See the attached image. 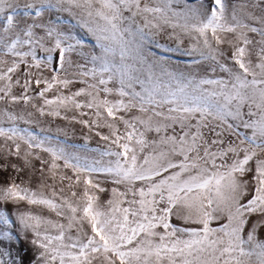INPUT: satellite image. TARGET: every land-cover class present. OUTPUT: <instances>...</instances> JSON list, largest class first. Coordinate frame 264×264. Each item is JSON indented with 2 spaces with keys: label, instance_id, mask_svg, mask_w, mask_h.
Instances as JSON below:
<instances>
[{
  "label": "snow or ice",
  "instance_id": "snow-or-ice-1",
  "mask_svg": "<svg viewBox=\"0 0 264 264\" xmlns=\"http://www.w3.org/2000/svg\"><path fill=\"white\" fill-rule=\"evenodd\" d=\"M64 13L93 38L89 51ZM166 29L175 48L157 40ZM152 45L203 71L154 58ZM77 82L85 87L61 92ZM9 101L31 104L28 117L109 131L96 132L104 148L81 154L0 110V174L11 170L0 175V264H23L10 251L21 240L31 264H264V0H0V103ZM26 172L39 173L35 188Z\"/></svg>",
  "mask_w": 264,
  "mask_h": 264
},
{
  "label": "rangeland",
  "instance_id": "rangeland-1",
  "mask_svg": "<svg viewBox=\"0 0 264 264\" xmlns=\"http://www.w3.org/2000/svg\"><path fill=\"white\" fill-rule=\"evenodd\" d=\"M188 2L196 3L197 6H199L200 4H203L205 7H208L211 4V0H188ZM243 2L244 0H228V4L230 8L235 3H243ZM62 16L65 18V21H66L64 24L65 30L71 29L74 32V34H76L79 38L83 39L85 41L84 51L85 52L89 51L91 49V46L94 44L93 38L89 34H87L84 29L74 27L72 23H67V18H68L67 13L62 14ZM48 19L49 17L47 15L43 18L45 22H47ZM169 32H171V29H166L165 32H163L157 37V40L161 45H164L166 47L175 48L177 45V41L174 39L168 38ZM229 38L230 39L232 38L231 34H229ZM190 43L191 41L185 37L184 43L183 45H181V47L188 48ZM150 48H151V51L155 54L154 58L163 59L167 57L168 58L167 63L170 66L177 67L183 71H189V70H196V71H201V72L203 71V68L201 66H194L193 68L186 67V65H188L189 62L191 61L192 57L183 56L177 52H165L162 48H157L155 45L150 46ZM229 54H230V51H229ZM72 60L75 63L82 62L81 57L75 53L72 54ZM253 60H255V55H253ZM53 66L55 67V65ZM21 70L23 71V66ZM45 76H50V73L45 72ZM43 87L44 85L40 86L41 89ZM83 87H85L83 83L77 82V83H73L72 85H70L69 88L67 89L61 88V92L63 94H70L71 92H75ZM21 91L22 89H20L19 87L14 89V93L17 95H19ZM29 94L31 95L33 93L30 92ZM55 94L56 92L54 89L50 91L49 93H47V96L48 98H52ZM111 98L115 99V97H111ZM77 99L84 100V97H78ZM33 103L42 104V100L36 99L33 101ZM5 109L14 112L17 115H23L25 119H31L33 121V123L31 124H24L22 121H20L18 122L19 127L28 128L29 130L34 131L36 135L38 136H43V135L51 136L54 140H58L61 143L67 145L69 150L80 151L81 154L95 155L94 153H85L84 150L81 148V146L86 145L87 148H97V147L104 148L106 146L107 142L103 141L100 136L96 135L97 131L105 135L108 134L109 130L105 127L95 128L90 131L89 128L85 127L84 125L80 123L72 122L70 120L62 119L59 117H49V116L38 117L35 115L32 117H28V113L34 112L35 110L32 108L31 104H24L23 102L16 103V104L11 103L10 101L7 103H0V110H5ZM78 111L80 110H73L72 112H69L68 115L72 116L74 114H77ZM83 111H88L89 113H91L92 110L85 109ZM135 114L137 113L134 110L132 113H129L128 116L130 117ZM81 118L89 119V116H84ZM4 126H8V125L5 124ZM120 128L121 130H123L122 124L120 125ZM41 129H43L44 131L41 132ZM150 137H151V134H150ZM229 139H232V138L230 137ZM3 144H4V141L2 138H0V146H3ZM9 146L11 145L9 144ZM40 155L44 159H49V156L47 153L40 152ZM9 159L12 163H20V161L14 157L9 158ZM0 163H3L2 159H0ZM33 163L35 164L36 168L40 167V161L34 160ZM9 174H11V170H8L7 172H4L0 175L7 177ZM68 174L71 175V172L69 171ZM28 176L32 177V182L30 186L35 188L40 183L38 179L39 173L37 172L33 174L31 172H26L25 177L27 178ZM98 179L102 181L101 186L106 189H111L112 187L115 186L109 181L105 180L103 176L98 177ZM47 183L52 184L53 181L49 179ZM56 186L57 188H59L61 185L57 184ZM75 190L79 191V189H75ZM64 194L65 195L69 194V190L67 188H65ZM98 195L100 197V202L102 204L111 198L110 191L101 192V193H98ZM4 207L8 211L10 218L13 220V226H12L13 232L19 234L20 236H23L24 234L19 232V225L15 220V212L17 210L11 203L4 205ZM20 210L24 211L27 209L22 207ZM31 210L44 215L46 218H50L53 220L58 219L54 212H51L47 209L41 210V209H37L33 207ZM253 219L255 220L257 219V217H253ZM172 222L177 225L183 224L181 220L175 217H173ZM223 222L224 221H221V223ZM213 226L215 227L217 226V224L214 222ZM2 230H6V226L0 225V231ZM260 237L264 239V229L260 230ZM3 246L4 245H0V247H3ZM10 251L12 253V257L22 260L23 264H31V261L34 258V249H33V246L28 242V240H21L20 242L12 245L10 248Z\"/></svg>",
  "mask_w": 264,
  "mask_h": 264
}]
</instances>
